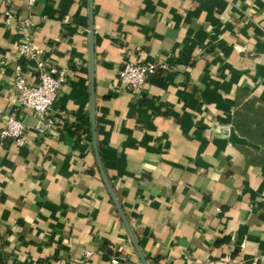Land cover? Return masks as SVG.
Masks as SVG:
<instances>
[{
	"label": "crops",
	"instance_id": "obj_1",
	"mask_svg": "<svg viewBox=\"0 0 264 264\" xmlns=\"http://www.w3.org/2000/svg\"><path fill=\"white\" fill-rule=\"evenodd\" d=\"M92 15L91 67L90 0H0V110L26 129L0 140V264H142L102 171L147 264H264V0ZM25 33L66 73L46 134L14 89L38 82ZM125 62L159 66L133 93Z\"/></svg>",
	"mask_w": 264,
	"mask_h": 264
},
{
	"label": "built area",
	"instance_id": "obj_2",
	"mask_svg": "<svg viewBox=\"0 0 264 264\" xmlns=\"http://www.w3.org/2000/svg\"><path fill=\"white\" fill-rule=\"evenodd\" d=\"M29 34H24V41L19 46V53L29 59H36L38 82L29 83L20 69L15 72L14 89L19 104L23 108L31 109L38 118L35 130L38 134L54 131L62 122L63 116L52 114V105L59 93L60 87L66 79L64 70L51 67L44 59L36 58L37 51L28 43ZM159 66L156 62L139 63L125 62L119 71V79L131 92H138L147 78L156 72ZM160 66H164L160 64ZM5 117V123L0 128V140L14 139L18 144L25 141L26 129L23 123L13 114L4 115L0 110V118ZM119 258L110 259L111 264H117Z\"/></svg>",
	"mask_w": 264,
	"mask_h": 264
},
{
	"label": "water",
	"instance_id": "obj_3",
	"mask_svg": "<svg viewBox=\"0 0 264 264\" xmlns=\"http://www.w3.org/2000/svg\"><path fill=\"white\" fill-rule=\"evenodd\" d=\"M92 18H93V15H92V0H90V28H91V32H90V39H91V49L90 50L91 51H90V54H91V67H92V62H93V50H92L93 19ZM92 86H93V83H92ZM91 119H92L93 144H94V149L96 151L97 159L99 161L98 152H97V144H96V139H95V126H94V114L93 113L91 115ZM102 175H103V179L105 181V184H106V186H107V188H108V190H109V192H110V194H111V196L113 198V201H114V203H115V205H116V207H117V209L119 211V214H120V216H121V218H122V220H123V222L125 224V227H126V229L128 231V234H129V237H130L131 241L133 242V244H134V246L136 248V251L138 253V256H139L142 264H147V261H146L145 257L143 256V254L141 252V249H140V247H139V245H138V243H137V241H136V239H135V237H134V235H133V233L131 231V228H130V226H129V224H128V222H127V220H126V218H125V216H124V214H123V212L121 210V207H120V205H119V203H118V201H117V199H116V197H115V195H114V193H113V191H112V189H111V187H110V185H109V183H108V181H107V179H106V177H105V175L103 173V171H102Z\"/></svg>",
	"mask_w": 264,
	"mask_h": 264
},
{
	"label": "trees",
	"instance_id": "obj_4",
	"mask_svg": "<svg viewBox=\"0 0 264 264\" xmlns=\"http://www.w3.org/2000/svg\"><path fill=\"white\" fill-rule=\"evenodd\" d=\"M235 126L237 127V129H238V125H237V123H235Z\"/></svg>",
	"mask_w": 264,
	"mask_h": 264
}]
</instances>
